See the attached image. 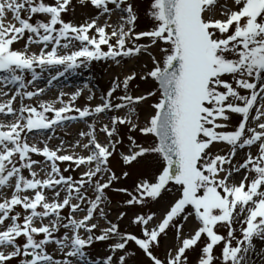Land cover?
<instances>
[{"label":"snow or ice","instance_id":"1","mask_svg":"<svg viewBox=\"0 0 264 264\" xmlns=\"http://www.w3.org/2000/svg\"><path fill=\"white\" fill-rule=\"evenodd\" d=\"M0 264H264V0H0Z\"/></svg>","mask_w":264,"mask_h":264},{"label":"rangeland","instance_id":"2","mask_svg":"<svg viewBox=\"0 0 264 264\" xmlns=\"http://www.w3.org/2000/svg\"><path fill=\"white\" fill-rule=\"evenodd\" d=\"M48 2H52V0H48ZM75 2V0H74ZM144 3H147V0H143ZM227 2H231V0H227ZM85 13L82 12V10L77 7L75 14H69L67 18H72L75 21H78L82 15H84ZM119 21L117 20V18H113V20L111 21V23H113V25L115 26ZM149 25V21L147 18L143 17V15L141 16V19L138 21V27H137V31L140 30H147V27ZM141 43H147V38H144L140 41ZM143 62H147L150 64V61L148 59V57L146 55L140 57ZM137 69V60H135L134 62L131 61V63L128 64V69ZM128 69H119L114 67L113 65H111V63H105V62H100V63H93V65L91 66V70H85L83 68H81L80 70H78L77 73H69L68 74V81L66 82L67 79L61 78L60 81H63V83H61L60 85H58V87L56 88H62L64 91L66 92H71L73 90V88L78 87V86H82L85 82L89 83L91 87H93L94 90L97 91V95L99 96L100 92L102 91H106L109 87H110V83L112 78L117 74V73H121L123 71H127ZM109 76V77H108ZM73 77L74 79L72 81H70V78ZM43 83V82H41ZM60 83V82H59ZM73 83V84H72ZM138 83H140V88L137 90V94L140 92H143L144 90H146L147 88L153 87V85L151 84H147L144 82H140L138 81ZM55 95V90L53 92H51L49 94V98L54 97ZM100 102V101H99ZM106 122V121H105ZM75 122L69 124V126L74 125ZM102 136V134H101ZM103 137V136H102ZM69 139H76V136H71L68 137ZM102 139V138H101ZM53 143H57V141H53ZM64 165H61V167L63 168ZM115 170L119 171V166L116 165L114 166ZM79 171V170H77ZM70 173H65V175H68ZM73 175H76V173H71ZM240 177L238 176L237 179H239ZM135 179V177H132L131 179H128L126 181H123L121 186H129L131 187L132 185V181ZM108 191V190H106ZM108 195L112 201V206H111V214H110V218L115 220L116 217V212L119 210H127L126 208L121 207V202L126 198L124 196V194H119V193H113V192H108ZM150 210L151 211H161V208L159 205H151L150 206ZM145 211H149L148 208L145 209ZM102 222V223H101ZM101 225H103V221H100ZM123 225L127 224V220H125L124 222H122ZM189 227H191V225H189ZM107 243L108 242H99L97 244H95L93 246L92 252L94 254H99L100 256H104L107 253ZM168 247V241L166 240L164 245H162L161 249H160V256L162 257L164 255L165 249ZM141 259L146 260L145 257L141 256Z\"/></svg>","mask_w":264,"mask_h":264},{"label":"bare ground","instance_id":"3","mask_svg":"<svg viewBox=\"0 0 264 264\" xmlns=\"http://www.w3.org/2000/svg\"><path fill=\"white\" fill-rule=\"evenodd\" d=\"M113 18H116L115 16L113 17ZM133 62L135 61V60H132ZM144 63H147V62H143V60L140 58L139 60H137V69H135L137 72H140V71H142L143 69H142V64H144ZM109 77V76H108ZM74 78L73 77H71L70 78V81H72ZM68 81V79L66 80V82ZM60 82V83H59ZM57 84H56V87H58V85H60L61 83H63V81H59ZM73 84V83H72ZM50 97V96H49ZM48 97V98H49ZM93 103H99V100H96V101H93ZM79 130H86L85 129V126L83 125V124H80V123H75L74 125H71V126H68V128L66 129V131H68L69 133H70V136L69 137H71V136H76L77 135V133H78V131ZM103 136V135H102ZM101 136V138H102V140H103V137ZM221 148H223V145H216L215 147H214V151H218V150H220ZM253 151H255L254 149H253ZM243 156V153L241 152V153H238V156H237V158L239 159L240 157H242ZM34 158H38V157H34ZM102 223V222H101ZM100 223V224H101Z\"/></svg>","mask_w":264,"mask_h":264}]
</instances>
